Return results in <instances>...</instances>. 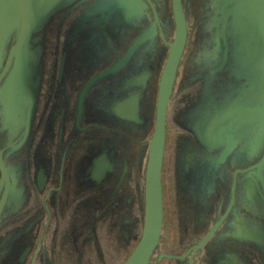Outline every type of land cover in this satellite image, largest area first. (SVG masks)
<instances>
[{
    "label": "water",
    "instance_id": "95a60500",
    "mask_svg": "<svg viewBox=\"0 0 264 264\" xmlns=\"http://www.w3.org/2000/svg\"><path fill=\"white\" fill-rule=\"evenodd\" d=\"M127 29L129 42L115 43ZM47 50L52 51L49 60L44 58ZM45 66L53 69L49 88L58 91L70 85V92L77 93V120L85 106H94L97 95L113 99L116 73L129 74L119 81L124 88L128 84L129 92L115 105L112 101L111 108L129 121H142L147 136L139 159L130 153L136 137L129 136L132 163L127 172L140 167L143 214H137L131 235L136 245L117 264H151L163 232L164 168L173 142L176 176L199 205L205 206L211 192L219 195L220 178L230 183L229 207L234 212L220 217L192 253L161 255L178 258V264H208L206 258L195 261V252L217 234L222 221L227 224L224 236H234L241 207L249 239L261 243L264 0H0V131L8 130L7 146L0 142V254H17L29 231L16 228L4 234L10 216L7 201L25 194L20 177L30 167L23 157L9 164L6 157L17 159L30 142ZM76 127L82 129L83 122ZM110 137L116 141L122 135ZM107 151L112 149L106 141L89 166L92 175L120 164L121 158H114L115 165ZM25 248L26 253L30 245ZM216 257L213 264H228ZM0 264L14 262L0 257Z\"/></svg>",
    "mask_w": 264,
    "mask_h": 264
},
{
    "label": "flooded vegetation",
    "instance_id": "af4514ba",
    "mask_svg": "<svg viewBox=\"0 0 264 264\" xmlns=\"http://www.w3.org/2000/svg\"><path fill=\"white\" fill-rule=\"evenodd\" d=\"M114 41L129 42V29ZM51 54L52 51L47 50L45 60H49ZM81 66L85 67L82 63ZM43 69L30 142L25 144L17 159L6 157L8 164L21 162L23 157L30 162V167L28 173L23 172L20 177V184L27 187L25 194L22 196L19 192L17 197L7 201L10 216L9 222L4 223V234L16 228L29 231L23 243L18 245L17 254H0V257L3 262L14 264H117L136 245V239L131 235L136 232L137 214H143L138 188L141 185L140 167L133 174L127 172L132 163L130 153L139 159L140 148L147 138L142 121H129L111 108L112 101L115 105L129 92L128 84L125 88L119 84L127 70L114 75L119 81L114 84L113 99L107 96L102 100L97 95L94 106H85L80 117L84 127L79 129L76 124L78 122L79 126L81 121L75 114L78 112L75 108L79 98L77 93L70 92V85L58 91L49 88L53 69L47 66ZM128 76L125 75L126 79ZM129 122L133 125L129 126ZM113 134L122 135V138L114 141L110 137ZM130 135H135L136 139L131 142L129 153ZM7 138L8 130H1L0 142L4 147ZM106 141L112 149L111 153L106 152L110 161L116 165L114 158L119 157L120 164L111 172L92 175L89 166L102 154ZM176 150V142L167 147L165 220L151 264H178V258L162 255L181 257L187 251L192 253L194 246L220 217L234 212L229 207L230 183L220 178L217 179L219 195L213 191L207 195L205 206L199 205L200 200L176 176ZM126 167V174L120 181ZM225 178L228 179L227 173ZM1 197L2 194L0 200ZM239 213V231L225 237L227 224L222 221L217 234L195 252V261L206 258L208 264H213L218 256L228 264L260 263L264 257V237H261L264 229L258 226L261 243H253L243 223L245 208H239ZM140 228L141 222L138 232ZM95 230L98 240H95ZM220 234L222 236L218 237ZM27 245L30 248L25 253ZM158 257L161 259L157 262Z\"/></svg>",
    "mask_w": 264,
    "mask_h": 264
}]
</instances>
